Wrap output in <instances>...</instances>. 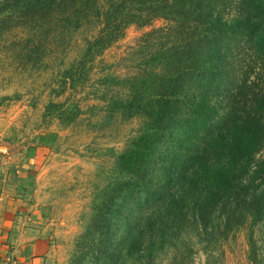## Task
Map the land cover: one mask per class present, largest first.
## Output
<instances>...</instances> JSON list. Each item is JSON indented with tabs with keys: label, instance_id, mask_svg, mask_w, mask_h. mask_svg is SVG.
<instances>
[{
	"label": "rangeland",
	"instance_id": "rangeland-1",
	"mask_svg": "<svg viewBox=\"0 0 264 264\" xmlns=\"http://www.w3.org/2000/svg\"><path fill=\"white\" fill-rule=\"evenodd\" d=\"M4 1L0 0V8ZM31 3L13 0L0 15L4 36L0 39V195L33 208L26 216L34 215L36 220L30 231L39 244L38 264H116L114 258H100L96 249L127 234L121 222L130 218L121 205L134 190L132 182L138 189L135 203L147 204L149 190H144L146 181L139 169L146 167L140 172L148 171L147 178L143 176L147 180L150 173L159 175L155 180L163 179L165 172L155 163L171 152L172 159L177 158L168 136L173 130L182 132L186 125L175 123L168 134L163 128L156 135L152 104L141 112L127 102L112 107L115 100L108 93V82L114 77L122 91L135 86L149 99L158 95L144 75L143 65L153 63L150 54L157 47L148 43L146 35L166 29L168 22L131 25L94 62L81 67L84 35L73 42L70 53L51 42L52 37L49 42L39 33L33 35L37 30L25 11ZM17 4L23 8L11 12ZM62 23L57 22L53 34ZM87 28L91 37L103 29L96 20ZM110 204L121 208L124 216ZM160 223L168 232L164 237V231L155 232L160 247L155 264H253L245 231H231L227 241L208 236L206 247L203 231L195 225H180L172 218ZM260 237L257 232L255 239ZM122 238L126 251L128 242ZM261 255L259 262L264 264ZM120 264H144V260L128 256Z\"/></svg>",
	"mask_w": 264,
	"mask_h": 264
},
{
	"label": "trees",
	"instance_id": "trees-1",
	"mask_svg": "<svg viewBox=\"0 0 264 264\" xmlns=\"http://www.w3.org/2000/svg\"><path fill=\"white\" fill-rule=\"evenodd\" d=\"M12 3L5 0L0 15ZM18 8L23 7L17 4L9 10L17 12ZM25 11L37 30L33 35L39 33L49 42L52 37L51 42H58L57 47L66 53L72 51L77 37L84 35L81 67L94 62L131 25L148 27L159 19L168 22L166 29L146 35L148 43L157 47L150 54L153 63L143 65L144 75L158 95L149 99L136 92L135 86L122 91L114 77L108 82V93L115 100L112 107L127 102L141 112L152 104V110L158 112L149 110L156 119V135L163 128L168 134L175 123L181 128L186 125L182 132L173 130L168 136L178 156L172 159L171 148L167 156L158 157L155 166L162 167L163 179L155 180L159 175L150 173L147 180L148 171L140 172L146 167L132 170L146 181L147 204L135 203L138 189L132 182L134 190L121 205L130 218H124L128 221L121 222V228L128 232L96 249L100 258H114L120 264L122 258L132 256L144 264H155L159 247L155 232L164 231V237L166 229L160 221L172 218L180 225L192 224L203 231L206 247L208 236L214 239L219 235L220 240L227 241L231 231L247 232L249 257L253 264H261L264 0H32ZM95 20L103 29L91 37L87 27ZM59 21L63 25L53 34ZM3 37L1 34L0 39ZM63 84L67 86L66 81ZM115 209L124 216L121 208ZM257 232L261 237L256 240ZM121 238L128 242L126 251Z\"/></svg>",
	"mask_w": 264,
	"mask_h": 264
},
{
	"label": "crops",
	"instance_id": "crops-1",
	"mask_svg": "<svg viewBox=\"0 0 264 264\" xmlns=\"http://www.w3.org/2000/svg\"><path fill=\"white\" fill-rule=\"evenodd\" d=\"M0 195V264H38L39 244L30 231L33 208L23 201Z\"/></svg>",
	"mask_w": 264,
	"mask_h": 264
}]
</instances>
